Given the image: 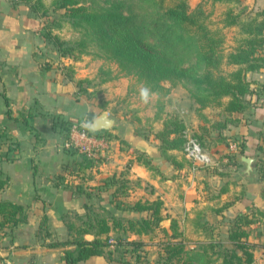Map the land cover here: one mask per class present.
Returning <instances> with one entry per match:
<instances>
[{
  "label": "crops",
  "instance_id": "1",
  "mask_svg": "<svg viewBox=\"0 0 264 264\" xmlns=\"http://www.w3.org/2000/svg\"><path fill=\"white\" fill-rule=\"evenodd\" d=\"M242 2L253 17L264 10V0ZM39 24L26 5L0 0V134L14 143L0 146V177L8 179L0 202H12L27 212L25 223L0 232V264H66L62 250L48 244L70 239L68 221L84 216L86 208L124 221L141 220L149 214L131 208L137 201L161 202L162 219L156 231L126 235L144 243L148 264L159 260L172 222L186 249L208 241L204 227H209L214 242L232 248L228 232L234 218L254 210L264 212V69L246 74L250 105L229 116L234 122L222 126L225 117L220 110L212 113L207 108L199 115L181 112L179 119L188 134L204 136L202 149L209 160L207 165H192L182 151H160L154 133L167 114L157 120L153 113L147 134L135 121L114 116L112 106L117 101L113 100L123 94L120 84H100L88 70L77 67L70 71V61L46 47ZM94 78L93 84L101 88L95 95L77 84ZM90 112H107L118 131L100 133L110 135L108 153L99 166L85 168L83 158L62 145L68 125H88ZM233 142L244 145L243 153L239 148L230 151ZM9 148L14 150L2 158ZM139 155L148 166L137 161ZM243 157L256 159L251 179L244 174ZM246 229L247 242L253 246L252 264H264V219ZM79 264L135 263L94 256Z\"/></svg>",
  "mask_w": 264,
  "mask_h": 264
},
{
  "label": "trees",
  "instance_id": "2",
  "mask_svg": "<svg viewBox=\"0 0 264 264\" xmlns=\"http://www.w3.org/2000/svg\"><path fill=\"white\" fill-rule=\"evenodd\" d=\"M230 1L212 0V3ZM52 6L55 10H64L81 35L69 47L55 38L56 51L62 57L75 61L77 56L91 53L111 61L121 75L135 78L150 89V95H157V100L166 96L176 83H183L188 86V96L195 111L199 114L207 108L219 109L225 117L222 126L234 122L229 116L242 113L249 107L246 97L252 91L246 74L264 69V10L248 22H239V15L232 9L226 11L223 26H238L241 35L237 46L226 52L220 31L210 27L208 16L200 6L191 9L187 0H52ZM40 7L41 1L35 0L33 11ZM161 125L154 136L160 142L162 154L183 151L188 136L196 138L203 146L204 136L189 135L184 122L176 116H166ZM67 139L66 129L64 142ZM7 142L9 146L14 145L5 134H0V146ZM239 149L243 153L244 145ZM10 150L14 149L9 148L1 157L7 159ZM80 156L86 163L85 168L93 167L91 160ZM137 161L148 166L141 155L137 156ZM7 182V178L0 177V191ZM160 206L158 200L135 202L132 209L149 214L136 221H124L86 208L84 216L68 221L70 239L49 243L48 247L61 249L66 264H79L94 256H105L116 262L133 260L135 264H148L144 243L130 241L126 235L146 236L156 231L162 219ZM262 219L264 212L256 210L237 215L228 232L232 248L214 242L207 230L209 227H204L208 241L186 249L183 235L172 222L171 235L165 234L156 264H252L253 246L247 242L246 228ZM26 221L24 207L9 201L0 202V232ZM45 223L46 217L41 226ZM86 236L92 239L87 240Z\"/></svg>",
  "mask_w": 264,
  "mask_h": 264
},
{
  "label": "rangeland",
  "instance_id": "3",
  "mask_svg": "<svg viewBox=\"0 0 264 264\" xmlns=\"http://www.w3.org/2000/svg\"><path fill=\"white\" fill-rule=\"evenodd\" d=\"M40 1L41 7L37 11H33L35 0H29V2L19 1V3L26 5L30 13L36 15L39 19L40 34L44 38L46 47L50 50H56L55 38L64 42L65 46H73L80 39L81 35L72 26L64 10H55L52 6V0ZM187 2L191 9L200 6L208 16L207 21L210 27L213 30L220 31V34L224 37V49L226 52L235 48L241 39L238 26H223L222 20L226 11L232 9L234 14H238L239 22H248L253 17L250 13H247L242 0H232L225 3H212V0H187ZM64 58L71 63H69L70 71H73L71 67H77L88 70L91 75L97 78L100 84L115 83V81L119 83V88L123 94L120 97L118 96V99L113 100V102L117 101L112 106L113 115L118 116L120 119L125 117L133 122L135 121V123L141 126L139 130L143 134H147L149 129H152L151 115L153 113L157 117V120L162 119L166 114L179 118L182 111H188V114L192 115L198 114L192 101L189 99L188 86L183 83H176L175 86L170 87L169 93L158 100L157 95H150L149 100L145 103L140 99L139 95L140 88L144 86L131 76L121 75L116 64L113 62L97 58L93 54L91 55V53L81 54L77 56L75 61L69 57ZM96 78L91 80L90 83L79 80L77 84L80 89L86 91L89 89L87 92L95 95L97 91H101L100 87L93 84V82L97 83ZM165 86L169 87L168 84H165ZM216 110L218 111L219 109L213 108L211 112L216 113Z\"/></svg>",
  "mask_w": 264,
  "mask_h": 264
},
{
  "label": "built area",
  "instance_id": "4",
  "mask_svg": "<svg viewBox=\"0 0 264 264\" xmlns=\"http://www.w3.org/2000/svg\"><path fill=\"white\" fill-rule=\"evenodd\" d=\"M89 125L85 122H74L68 125V139L63 143V149L84 155L93 162V166H99L106 157L109 147L107 135H93ZM240 143L233 142L229 145L231 152L237 151ZM184 157L192 163L207 165L209 160L196 138L188 136L182 151Z\"/></svg>",
  "mask_w": 264,
  "mask_h": 264
},
{
  "label": "water",
  "instance_id": "5",
  "mask_svg": "<svg viewBox=\"0 0 264 264\" xmlns=\"http://www.w3.org/2000/svg\"><path fill=\"white\" fill-rule=\"evenodd\" d=\"M86 122L92 133L116 134L118 131L116 120L113 117H110L107 112H102L99 115L90 112L86 116ZM242 162L245 167V176L247 179H251L253 165L256 163V159L253 157H243Z\"/></svg>",
  "mask_w": 264,
  "mask_h": 264
},
{
  "label": "clouds",
  "instance_id": "6",
  "mask_svg": "<svg viewBox=\"0 0 264 264\" xmlns=\"http://www.w3.org/2000/svg\"><path fill=\"white\" fill-rule=\"evenodd\" d=\"M150 89L147 88V87H141L140 88V91H139V95H140V99L143 101V102H147L149 100V97H150Z\"/></svg>",
  "mask_w": 264,
  "mask_h": 264
}]
</instances>
